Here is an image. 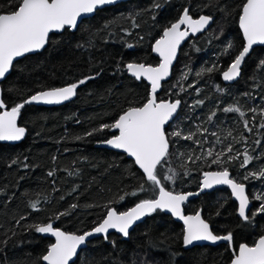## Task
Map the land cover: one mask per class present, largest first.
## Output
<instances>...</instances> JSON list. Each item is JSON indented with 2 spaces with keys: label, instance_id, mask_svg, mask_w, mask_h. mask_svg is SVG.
Returning a JSON list of instances; mask_svg holds the SVG:
<instances>
[{
  "label": "trees",
  "instance_id": "1",
  "mask_svg": "<svg viewBox=\"0 0 264 264\" xmlns=\"http://www.w3.org/2000/svg\"><path fill=\"white\" fill-rule=\"evenodd\" d=\"M242 2H120L82 19L74 31L51 34L42 51L14 62L0 83L8 108L39 91L89 76L94 79L80 85L69 102L49 107L25 105L19 116L25 137L16 144L0 142V264H43L41 257L52 241L35 232L32 225L51 222L80 234L96 226L109 208L124 211L157 195L158 190L150 187L131 159L95 143L115 134L111 129L101 131L102 125L114 123L129 107L140 106L148 98V85L127 75L124 66L131 62L156 65L152 43L185 8L193 17L205 14L214 21L181 47L171 77L157 96L181 101L177 116L166 128L170 156L160 169L161 176L174 175V179L162 183L174 192L195 191L204 171L227 168L232 179L247 185L251 209L258 207L260 202L253 197L264 195V178L245 180L244 176L264 168V128L260 127L264 123V65L260 64L264 47L254 48L246 57L236 82L226 85L221 80L222 72L242 49L237 15ZM155 3L161 6L154 8ZM0 5H5L4 10L11 8L7 0H0ZM229 42L234 47L226 52ZM213 66L212 72L196 75ZM226 107H238L244 116L223 111ZM213 112L216 115L209 120ZM246 121L251 131L245 128ZM175 131L181 136L171 135ZM190 133L194 134L192 140L183 139ZM229 146L231 153H227ZM209 150L213 157L226 153L221 156L226 162L212 164ZM245 152L253 160L242 168ZM228 156L237 159L228 161ZM141 185L145 191L139 190ZM133 192L137 194L131 195ZM73 204L77 205L74 209ZM198 209L214 234L232 232L231 245L185 248L182 225L158 210L137 224L127 239L111 233L107 240L89 241L71 264H228L232 248L241 243L252 245L264 235V214L251 223L243 221L224 188L201 194L184 206L186 213ZM65 212L68 214L56 218Z\"/></svg>",
  "mask_w": 264,
  "mask_h": 264
},
{
  "label": "snow or ice",
  "instance_id": "2",
  "mask_svg": "<svg viewBox=\"0 0 264 264\" xmlns=\"http://www.w3.org/2000/svg\"><path fill=\"white\" fill-rule=\"evenodd\" d=\"M116 3L117 0H7V5L11 6L10 10H4L5 5H0V79L6 78V74L14 67L16 58L44 49L50 42V34L67 29H76L81 17ZM160 6L159 3L153 5L154 8ZM238 7V24L244 43L227 70L223 71L224 81H234L240 77L242 64L250 50L253 49L254 45H264V0H243ZM212 20L213 18L207 15L193 19L189 14V9L185 8L178 20L166 27L162 36L155 41L152 50L159 54L160 63L158 66L127 63L125 67L133 77L137 80L143 78L150 82L151 92L142 105L129 107L119 115L114 123L102 125L100 129L101 131L103 129L118 131V135H113L103 143L115 149H121L133 158L135 165L142 170L146 181L150 182V187L158 190V194L154 198L141 200L128 211L117 212L115 209L109 208L101 223L91 231L80 235L62 231L60 228L54 227L51 222L32 225L31 227L34 228L35 232L50 234L55 237V242L48 247L46 254L41 257L46 264H69L73 257L77 256L80 246L84 245L87 238L94 234H104V238L107 240L109 230L114 229L123 237H128L129 230L137 221L156 213L158 210L166 211L183 221L182 243L186 248L202 241L213 244L218 241H226L229 245L232 244V232H227L224 235L214 234L199 211L193 215H185L182 205L194 194L167 190L162 180L172 181L174 175H160V169L165 166L170 156V139L166 125L177 113L181 101L179 99L174 102L158 101L157 91L161 87V81L169 75L181 41L189 35V31L192 34L202 32ZM182 25L186 26L184 30H181ZM233 47V44L229 42L225 51L227 52ZM260 64L264 65V60H261ZM214 69L215 66L201 70L196 75L201 76L204 72L210 73ZM183 78L187 79V75ZM90 79H94V77H85L77 83L37 92L22 103L11 107L10 110H3L6 109V105L0 99V110H2L0 111V141H20L25 136L26 129L17 124V119L25 105L34 102L61 104L73 98L77 94V88ZM197 103L203 102L197 101ZM223 111L238 112L244 116V112L238 107H226ZM251 111L255 112V109ZM215 115L216 113L213 112L209 116V120ZM260 127L264 128V123ZM245 128L251 131L247 121ZM205 131L207 130L205 129ZM88 135H92V133H88ZM171 135L180 137L181 133L175 131ZM213 135L215 134L213 133ZM193 136L194 134L190 133L183 139L192 140ZM196 143L199 144L200 142L196 141ZM231 152L232 147L229 146L227 153ZM207 155L213 157V152L209 150ZM225 155L226 153L223 152L217 153L212 158L211 163H225L226 161L221 159V156ZM188 159L191 160L192 157L189 156ZM235 159H237L236 156L227 157L228 161ZM252 160L253 157L247 152L243 153L240 167L247 166ZM16 162L14 160L12 163L15 164ZM52 174V172L48 173L50 176ZM250 178H264V168L255 172H248L244 176L245 180ZM215 185H227L231 189V195L239 202L238 216L243 221L251 223L256 216L264 214V195L253 197L255 201L260 202L253 211L250 207L249 195L246 194V185L232 179L227 168L203 173L202 189H211ZM139 190L145 191L146 189L141 185ZM136 194V192L131 193V195ZM120 199L123 200L124 196H121ZM70 207L74 209L77 205L73 204ZM32 208L35 209L36 205L32 204ZM67 214V212L60 213L56 218L59 219L60 216ZM21 219L24 218L21 217ZM112 244L115 246V241H112ZM232 252L231 264H264V235H261L254 245L241 243L238 248H232Z\"/></svg>",
  "mask_w": 264,
  "mask_h": 264
},
{
  "label": "water",
  "instance_id": "3",
  "mask_svg": "<svg viewBox=\"0 0 264 264\" xmlns=\"http://www.w3.org/2000/svg\"><path fill=\"white\" fill-rule=\"evenodd\" d=\"M125 1H129V0H117V3L116 4H118V3H120V2H125ZM115 4V5H116ZM109 6H113V5H109ZM105 7H108V6H105ZM182 13H183V11L181 12V14L180 15H182ZM94 15V13L93 14H87V15H85V16H83V17H81L79 20H78V24H79V22L82 20V19H85V18H89V17H91V16H93ZM203 15H205V14H203ZM199 16H201V15H199ZM199 16H197V17H193V19H197V18H199ZM207 16H210V15H207ZM180 17V16H179ZM178 17V18H179ZM212 18H213V20H212V22L202 31V32H199V33H195V34H192L191 33V31H189V35L183 40V41H181V44H180V46L178 47V49H177V55H176V59L173 61V63H172V65H171V68H170V71H169V75L164 79V80H162L161 81V87L158 89V91H157V96H158V94L160 93V91H161V89H162V85H163V83H165L166 81H168L169 79H170V77H171V73H172V68H173V66H174V64L176 63V60H177V57H178V54H179V51H180V49H181V47L190 39V38H192V37H197L198 35H200V34H202V33H204L205 31H207L209 28H210V26L213 24V21H214V17L213 16H211ZM178 20V19H177ZM176 20V21H177ZM175 21V22H176ZM174 23V22H173ZM169 27V26H168ZM186 26H184V25H182L181 26V30H184V28H185ZM238 28H239V24H238ZM70 31H74V30H76V29H69ZM239 31H240V33H241V36H242V32H241V30L239 29ZM58 33H61V32H58ZM58 33H56V34H58ZM162 34H163V31H162V33H161V35H160V37L162 36ZM51 35V34H50ZM160 37H158L157 39H159ZM156 39V40H157ZM242 39H243V36H242ZM155 40V41H156ZM155 41L152 43V45H151V52H152V54L154 55V56H156L157 58H158V63L156 64V65H150V66H153V67H156V66H158L159 65V63H160V57H159V54L158 53H156V52H154L152 49H153V47H154V45H155ZM243 43H244V41H243ZM256 47H264V45H254L253 46V49L254 48H256ZM252 49V50H253ZM43 49H41V50H39V51H37V52H40V51H42ZM252 50H250V53H251V51ZM37 52H34V53H37ZM34 53H28V54H25V56L26 55H30V54H34ZM249 53V54H250ZM246 57H248V56H246ZM20 58H22V57H19V58H16V60H18V59H20ZM246 59V58H245ZM15 60V61H16ZM14 61V62H15ZM131 63H136V62H131ZM244 63V62H243ZM146 65V64H145ZM230 65V64H229ZM126 66V65H125ZM124 66V70L126 71V73H127V75H129V76H131V77H133L132 76V74L130 73V72H128L127 71V69H126V67ZM147 66V65H146ZM242 66H243V64H242ZM227 70V68L224 70V71H226ZM223 73V72H222ZM9 74V73H8ZM8 74H6V76L8 75ZM134 79H136L135 77H133ZM239 78V77H238ZM238 78L236 79V80H234V81H224L223 80V76H222V74H221V80H222V82L224 83V84H233L234 82H236L237 80H238ZM4 80V78L3 79H0V83L2 82ZM137 80V79H136ZM140 80H143L147 85H148V96H149V94H150V92H151V86H150V82L149 81H147L146 79H143V78H141ZM46 90H48V89H46ZM44 91V90H43ZM40 92V91H39ZM75 97V96H74ZM74 97L73 98H71L70 100H68V101H65V102H63V103H66V102H69V101H71L72 99H74ZM29 98V97H28ZM27 98V99H28ZM0 99H2V93H1V88H0ZM3 100V99H2ZM157 100L158 101H161V100H163V101H169V102H174L175 100H177V99H174V100H171V99H158L157 98ZM63 103H61V104H63ZM5 104V103H4ZM6 105V104H5ZM31 105H36V106H45V107H49V106H57V105H60V104H44V103H32ZM181 108V104H180V106H179V108H178V110H177V113L176 114H174V117H173V119L170 121V122H172L174 119H175V117L177 116V114H178V112H179V109ZM11 108H8L7 106H6V109H3V110H10ZM0 111H2V110H0ZM126 111V110H125ZM121 115V114H120ZM169 122V123H170ZM17 124H18V126H21L20 124H19V117H18V119H17ZM169 125V124H168ZM168 125H166V128H167V126ZM21 127H23V126H21ZM25 128V127H24ZM115 134L114 135H118V131L117 130H114V129H111ZM25 135H26V133H25ZM25 137V136H24ZM23 137V138H24ZM112 137V136H111ZM110 137V138H111ZM22 138V139H23ZM110 138H108V139H110ZM21 139V140H22ZM20 140V141H21ZM107 140V139H106ZM20 141H0L1 143H7V144H16V143H18V142H20ZM105 141V140H104ZM95 146L96 147H100V148H105V149H108V150H112V151H116V152H119V153H122V154H124L127 158H129V159H131L133 162H134V159L133 158H131V157H129L128 155H127V153H125L123 150H121V149H115V148H113V147H111L110 145H107V144H105V143H103V141H100V142H97V143H95ZM135 164V163H134ZM138 169H139V167L137 166V165H135ZM140 170V169H139ZM141 172H142V170H140ZM207 171H215V170H207ZM207 171H204V172H207ZM203 172V173H204ZM230 173V172H229ZM231 176V175H230ZM202 180H203V174H202V177H201V179H200V182H199V187H198V189L197 190H195V191H183V192H179V193H193L194 195H192V196H190L189 197V199L182 205V207H183V210H184V205L185 204H187L190 200H192V199H195V198H197L200 194H203V193H206V192H209V191H211V190H213V189H216V188H221V187H226L227 189H228V191H229V193H230V195H231V189L227 186V185H215V186H213L211 189H202ZM158 194V193H157ZM246 194H247V189H246ZM231 198H232V200H234L235 202H236V212H237V215H238V201L231 195ZM140 202V201H139ZM139 202H137V203H139ZM136 204V203H135ZM135 204L134 205H132L131 207H129L128 209H126V210H124V211H128V210H130L132 207H134L135 206ZM250 207H252V202H251V200H250ZM114 209V208H113ZM116 210V209H115ZM117 211V210H116ZM124 211H117V212H124ZM200 213H201V210H198ZM162 212H164L165 214H167V215H169V216H171L172 217V219L174 220V221H176V222H178V223H180L181 225H182V227H183V221H180V220H178V218H176V217H173L170 213H168V212H166V211H162ZM196 213V212H195ZM195 213H193V214H195ZM106 214H107V212H106ZM106 214H105V216L103 217V219L106 217ZM184 214L185 215H193V214H191V213H186L185 212V210H184ZM146 217V216H145ZM145 217H143L140 221H137L134 225H133V227L129 230V232L137 225V224H139ZM201 217L203 218V216H202V213H201ZM239 217V216H238ZM240 218V217H239ZM103 219L99 222V223H101L102 221H103ZM204 219V218H203ZM241 219V218H240ZM205 220V219H204ZM206 221V220H205ZM207 222V221H206ZM98 223V224H99ZM208 223V222H207ZM97 224V225H98ZM209 224V223H208ZM96 225V226H97ZM96 226H94V227H96ZM209 226H210V224H209ZM93 227V228H94ZM93 228H91V229H89V230H87V231H84V232H88V231H91ZM210 229H211V226H210ZM62 230V229H61ZM62 231H64V230H62ZM66 232V231H65ZM83 232V233H84ZM67 233H69V232H67ZM83 233H80V234H83ZM111 233H115V234H117V235H119L122 239H127L128 237H123V235L122 234H120V233H118L116 230H114V229H110L109 230V233L107 234V236L109 235V234H111ZM40 234V233H39ZM72 234H75V233H72ZM80 234H77V235H80ZM41 236H43V237H46V238H49V239H51V244L52 243H54L55 242V237H52L50 234H40ZM98 237H103L104 238V234H94L93 236H91V237H88L87 238V240H86V243L84 244V245H81L80 246V248L78 249V254L87 246V243L89 242V241H91V240H93V239H95V238H98ZM259 238V237H258ZM257 238V239H258ZM256 239V240H257ZM223 242H226V241H218L217 243H215V244H213V243H211V242H206V241H202V242H197V243H195L194 245H192V246H196V245H198V246H215V245H217V244H220V243H223ZM255 243V242H254ZM50 244V245H51ZM49 245V246H50ZM252 245H254V244H252ZM48 246V247H49ZM192 246H188L187 248H191ZM251 246V245H250ZM186 248V247H185ZM48 249V248H47ZM47 252V251H46ZM46 254V253H45ZM77 254V255H78ZM75 258H76V256L75 257H73V260L72 261H70L69 262V264H71L74 260H75ZM42 262H43V264H46V262L45 261H43L42 260ZM228 264H231V261L228 263Z\"/></svg>",
  "mask_w": 264,
  "mask_h": 264
},
{
  "label": "flooded vegetation",
  "instance_id": "4",
  "mask_svg": "<svg viewBox=\"0 0 264 264\" xmlns=\"http://www.w3.org/2000/svg\"><path fill=\"white\" fill-rule=\"evenodd\" d=\"M220 171V170H219ZM231 175V174H230ZM241 183V182H240ZM246 185V184H245ZM199 187V186H198ZM221 188H224V189H226L227 191H228V189L226 188V187H221ZM216 189H218V188H216ZM246 189H247V185H246ZM213 190H215V189H213ZM213 190H211V191H213ZM210 192V191H209ZM206 193H208V192H206ZM228 193H229V191H228ZM203 194H205V193H203ZM247 194H248V191H247ZM201 195V194H200ZM229 195H230V193H229ZM249 195V194H248ZM230 197H231V195H230ZM249 198H250V200H251V196H249ZM232 199V198H231ZM193 200V199H192ZM191 201V200H190ZM234 201V200H233ZM235 202V201H234ZM252 202V201H251ZM235 204H236V202H235ZM186 205V204H185ZM184 205V206H185ZM252 208V207H251ZM198 210H201V209H198ZM197 210V211H198ZM196 211V212H197ZM195 213V212H194ZM201 213H202V211H201ZM191 214H193V213H191ZM236 214H237V212H236ZM238 216V215H237ZM212 230V229H211ZM224 243V242H223Z\"/></svg>",
  "mask_w": 264,
  "mask_h": 264
}]
</instances>
